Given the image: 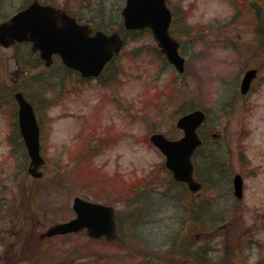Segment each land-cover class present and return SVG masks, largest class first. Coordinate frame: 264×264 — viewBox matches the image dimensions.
<instances>
[{
	"label": "rangeland",
	"instance_id": "1",
	"mask_svg": "<svg viewBox=\"0 0 264 264\" xmlns=\"http://www.w3.org/2000/svg\"><path fill=\"white\" fill-rule=\"evenodd\" d=\"M26 1L2 0L0 20L32 0ZM41 1L56 6L78 0ZM168 4L176 18L173 34L186 59L185 77L179 78L166 65L148 31L127 37L117 60L118 89L90 82L78 85L73 76L63 75L57 62L45 69L27 44L0 46V264H264V231L252 234L264 214L260 21L246 0H168ZM105 8L107 16L102 17L120 19L110 6H98L97 14ZM250 68L259 70L258 77L252 93L241 98L240 82ZM18 90L36 101L43 127L46 164L39 180L24 170L28 164L16 134L13 99ZM222 100L227 102L224 106ZM192 107L207 112L208 130L221 142L208 161L200 159L203 152L196 157L202 169L211 170L205 182L212 186L208 196L216 210L203 208L208 218L197 214L195 219L200 209L194 202L199 205L200 199L185 201L178 195L172 199L174 195L168 194L155 203H139V215L138 206L129 205L139 187L152 190L158 182V191L168 187H161V180L167 181L164 156L150 144L149 133L179 138L177 117ZM101 131L110 144L102 152L97 133ZM206 131L201 134L206 136ZM117 168L124 175L121 183L106 176L114 178ZM238 173L245 181L242 200L228 194ZM198 175L206 179L208 172L199 169ZM76 196L116 207L121 239L94 240L82 232L42 240L48 227L75 217ZM132 213L135 218L129 221ZM202 239L206 242L197 261V252L188 255L187 250Z\"/></svg>",
	"mask_w": 264,
	"mask_h": 264
},
{
	"label": "water",
	"instance_id": "2",
	"mask_svg": "<svg viewBox=\"0 0 264 264\" xmlns=\"http://www.w3.org/2000/svg\"><path fill=\"white\" fill-rule=\"evenodd\" d=\"M123 16L128 30L151 29L168 61L179 72L184 71V58L178 53L179 43L169 33L172 14L166 0H127ZM15 42H32L33 50L40 52L48 66L52 63L53 54H59L66 66L81 72L84 77L98 76L124 43L118 34L107 36L98 32L91 37L88 27L79 26L66 14L38 2L0 24V44L9 47ZM255 76L256 70L246 73L241 83L243 94L249 91ZM15 99L19 106L20 132L31 160L29 172L39 178L41 173L38 169L44 164V159L40 152V128L35 111L22 93H16ZM204 121V112L194 111L177 122V127L184 133L180 140H168L163 134L151 137V142L165 155V165L173 173L174 179L187 183L193 191L200 187L193 179L192 157L202 143L197 131ZM235 189L241 197L240 176L235 178ZM73 209L76 218L51 226L42 237L86 229L87 236L93 239H118L113 207L76 197Z\"/></svg>",
	"mask_w": 264,
	"mask_h": 264
},
{
	"label": "flooded vegetation",
	"instance_id": "3",
	"mask_svg": "<svg viewBox=\"0 0 264 264\" xmlns=\"http://www.w3.org/2000/svg\"><path fill=\"white\" fill-rule=\"evenodd\" d=\"M48 4H50V3H48ZM125 4H126V0H78L76 3L73 4L75 6L74 8H73V5L70 4L69 2L68 3L63 2L61 5H56V7L66 11L69 15L73 16L77 20L78 23H80L82 25L89 26V28L92 29L93 32L98 31V30L104 31L106 33L118 32L122 36V38H124L126 34H129L131 32V31H127L124 28V23H123V19H122V10H123ZM98 6H104V7L110 6V8L113 11L117 10L118 11L117 14L120 15V19L117 21L115 18L113 19V18H109V17H107V18L102 17L103 15L107 16L106 13L108 12V10H106V8H105V11L102 15H98L97 11H96V8ZM114 23H117V24H114ZM116 26H119V28L117 29ZM117 60H118L117 57L114 58L111 61V64L118 63ZM56 61H59L58 56H54V64L51 67L46 68L44 66L43 68L52 69L53 66L55 65ZM58 64L60 65L59 70L62 73L65 72L64 74H66L68 76L69 75L73 76L74 83H76L78 85L81 84L82 81L83 82L85 81V83L90 82V83L97 84L100 87L101 86L107 87L108 84H106V82L107 83L111 82L114 76H116V78H115L116 80L119 77L118 76L119 75V69L118 68H112V69L106 68L104 70V72L97 79H83L79 72L66 68L62 64V62H60V63L58 62ZM116 85H117V83L115 82L114 85L111 84L109 87H114ZM109 87H107V88H109ZM118 88L119 87L116 86V89H118ZM251 93H252V91L248 95H250ZM225 94L226 93H224L223 95H225ZM248 95L239 94V97L241 96V98H244V97H247ZM108 102L111 103V100H108ZM112 102L116 103V99H113ZM221 103H222V106H224L223 103H227V102H225V100H222ZM122 109H123V107H122V105H120V111L121 112H122ZM127 114H125V115H127ZM206 116L208 118L207 112H206ZM206 124L207 125L205 126V128H207V131H206L207 135L202 136V142L203 143H202L200 150H201V152H203L204 159L206 161H208V158L210 157V155H212V157L215 155V152H214L215 145H217L221 142H219L220 140L218 139L219 135L215 134V133H210L211 128L208 130V123H206ZM108 131H109V128H108ZM97 133L100 136L98 139V142H99V144L102 145L101 149H100V152H102V151L106 150L108 147H110V144L108 143L109 141L107 140L108 137H107V139H104V138H106V136H103L104 133L102 131L97 132ZM106 176L109 177V181L118 180L117 183H121V181L124 180L122 178V176H124L123 172L120 171L118 168H117V173H116L114 178L112 176H110L109 174ZM158 183H160V182H158ZM158 183L153 184L154 187L152 190H148L149 187H147V189H143L141 191L142 197L147 198L148 200H154L158 197L168 196V194L172 193V188L170 187L171 182L161 181V187H167L168 186L166 188V190H161V191H158V189H156V186ZM209 183H211V182H209ZM179 185H181V184H179ZM143 188H145V186H143ZM184 188H185L186 199H188V200H192L195 198L200 199V201H199L200 206H202L204 204L203 201L208 202V200H207L209 198L208 192L213 191L212 186H209V184H206V182H201V188L196 194H193L187 186H185ZM228 190H229L228 194L231 193L234 195L233 188L232 189L229 188ZM244 191H245V185H244ZM205 193H207V195L204 196ZM234 197H235V195H234ZM203 208L204 207L202 206L201 212L200 213L197 212L196 214H199V216H201V217H208V212L206 213ZM213 210L215 211L216 207H213ZM263 231H264V214L261 217H258V228H256L255 231L252 232V234H260ZM250 240L251 241L253 240L252 244H254L256 242V241H254L253 237Z\"/></svg>",
	"mask_w": 264,
	"mask_h": 264
},
{
	"label": "trees",
	"instance_id": "4",
	"mask_svg": "<svg viewBox=\"0 0 264 264\" xmlns=\"http://www.w3.org/2000/svg\"><path fill=\"white\" fill-rule=\"evenodd\" d=\"M246 1H248L249 6L254 12L256 20L258 19L260 21V25L258 26V32L261 35L264 32V0H246ZM138 196L139 195L137 194V192H135V194L132 196L133 198L129 200V205L138 206L137 212L139 211V206H140L138 205L139 204ZM134 218H135V213L129 215V221H133ZM119 223H121L120 220Z\"/></svg>",
	"mask_w": 264,
	"mask_h": 264
}]
</instances>
